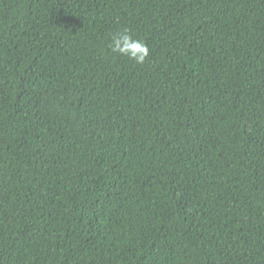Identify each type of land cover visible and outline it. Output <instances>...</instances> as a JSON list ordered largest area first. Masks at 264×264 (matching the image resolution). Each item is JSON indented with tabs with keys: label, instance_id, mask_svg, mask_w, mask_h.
I'll list each match as a JSON object with an SVG mask.
<instances>
[{
	"label": "trees",
	"instance_id": "16d2710c",
	"mask_svg": "<svg viewBox=\"0 0 264 264\" xmlns=\"http://www.w3.org/2000/svg\"><path fill=\"white\" fill-rule=\"evenodd\" d=\"M0 264H264V0H0Z\"/></svg>",
	"mask_w": 264,
	"mask_h": 264
},
{
	"label": "clouds",
	"instance_id": "9594fccd",
	"mask_svg": "<svg viewBox=\"0 0 264 264\" xmlns=\"http://www.w3.org/2000/svg\"><path fill=\"white\" fill-rule=\"evenodd\" d=\"M109 48L112 53L125 57L137 65H144L150 57V49L147 44L136 38L127 27L111 38Z\"/></svg>",
	"mask_w": 264,
	"mask_h": 264
}]
</instances>
